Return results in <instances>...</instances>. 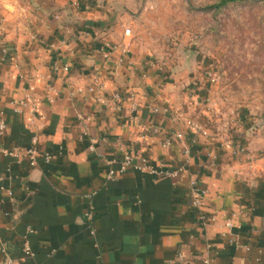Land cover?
Segmentation results:
<instances>
[{
	"label": "crops",
	"instance_id": "obj_1",
	"mask_svg": "<svg viewBox=\"0 0 264 264\" xmlns=\"http://www.w3.org/2000/svg\"><path fill=\"white\" fill-rule=\"evenodd\" d=\"M13 7H0L1 44L8 48L4 52L0 44V120L7 125L0 134V186L5 183L14 191L8 197L0 190V235L8 248L17 255L31 226L38 264H169L180 247L188 253L203 248L207 240L218 250L220 263L264 264V158H248L236 152L233 143L212 137L206 145L193 147L188 167L210 190L204 198L206 208L240 211L241 226L235 228L230 245L217 224L206 230L196 224L187 174L175 182L133 168L119 171L121 144L154 164L182 166V142L164 147L162 136L145 127L157 125L165 133L183 130L173 111L191 115L196 104L183 105L186 97L182 103L172 99L170 84L160 87L133 55L131 64L123 65L116 62L119 52L105 57L104 42H120L111 36L100 39L87 25H69L62 21L63 14L48 17L49 7L33 14ZM59 56L70 64L69 73L51 69ZM96 73L105 84L106 97L113 99L117 91L124 94L121 108L77 92ZM28 82L42 125L38 165L1 151L31 145L34 130L28 115H16L10 104L25 95ZM131 93L139 102L133 113ZM149 105L160 111L152 113ZM81 115L88 134L80 125ZM92 136L100 138L96 151L90 150ZM206 146L216 161L206 157ZM46 152L52 155L49 163L42 157ZM110 167L116 170L113 179L107 178ZM2 258L0 253V262Z\"/></svg>",
	"mask_w": 264,
	"mask_h": 264
},
{
	"label": "rangeland",
	"instance_id": "obj_2",
	"mask_svg": "<svg viewBox=\"0 0 264 264\" xmlns=\"http://www.w3.org/2000/svg\"><path fill=\"white\" fill-rule=\"evenodd\" d=\"M56 1L0 0V7L15 10L16 5L24 14L49 7L48 17L63 14L69 25H87L100 39L125 42L140 69L160 87L170 84L172 99L182 103L186 97L183 105L196 104L190 116L208 127L210 137L261 156L264 0L211 10L204 8L220 0ZM127 27L132 29L129 35L124 34Z\"/></svg>",
	"mask_w": 264,
	"mask_h": 264
},
{
	"label": "built area",
	"instance_id": "obj_3",
	"mask_svg": "<svg viewBox=\"0 0 264 264\" xmlns=\"http://www.w3.org/2000/svg\"><path fill=\"white\" fill-rule=\"evenodd\" d=\"M1 24V22H0ZM132 29L127 27L124 34L129 35ZM33 38H36L33 35ZM65 43V40L62 41ZM0 44H1V34H0ZM4 52H7V47L4 44H1ZM104 50L105 57H110L114 52H119L118 58L116 60L118 65H123L125 63L131 64L130 60V49L128 45L121 42H112L106 40L102 46ZM18 57V56H16ZM51 69L58 74H66L71 70V66L67 62H63L62 58L59 56L53 60ZM41 77V76H39ZM145 77V74H143ZM28 89L25 92V95L22 98L12 99L10 104L13 112L16 115L27 114L30 120V125L33 127V135L31 137V145L22 150L18 147L12 149L2 148L1 151L6 156H11L19 159L29 158L32 165H38V158L40 151L38 150V144L40 139V134L42 131V125L38 121L37 112L38 106L33 100L31 92V82H28ZM50 89H53L50 87ZM78 93L84 95H91L95 100L103 105L121 108V104L124 99V94L121 91H117L113 95V99L106 97L105 95V84L101 80L100 74L96 73L92 76V81L88 86L78 88ZM131 99V112H135L139 107V102L135 97V93L129 94ZM149 108L152 113H158L160 111L159 106H151ZM167 111V109H164ZM176 118L183 123L184 129L174 131L171 133H165L162 127L157 125H148L145 127V131L153 133L156 135H161L162 139L160 144L164 147L170 148L173 141L178 140L183 144V154H184V163L180 167H172L167 162L161 161L158 164H154L150 159L141 154L138 151H132L128 148L124 149V145L121 144L120 148L124 150L123 158L121 159L119 171L125 172L128 168H133L142 172L149 173L154 176H165L172 178L175 182L180 178L182 173L187 174L188 182V192L190 203L193 206L196 213V224L202 229L206 230L209 226L217 224L220 228L221 235L227 240V242L232 245L234 244V230L239 228L241 223L238 222V217L240 211L232 210L228 211L225 209H212L208 210L204 204V198L209 194L210 190L201 185L199 181L193 176L190 171L188 164L193 156V147L198 145H206V141L210 139V131L208 127L199 119L194 118L193 116L186 115L181 111H173ZM41 118H45V115H41ZM80 125L84 128L86 134L89 133L88 127L84 122V116L79 117ZM7 125L5 120H0V134L5 132ZM142 137H146L147 133H142ZM99 137L92 136L90 150L96 151V142L99 141ZM104 139V138H103ZM236 152L240 154L247 155L248 158H253L251 154L245 151L243 147L238 146ZM206 157L212 162L216 161V154H214L207 146L205 147ZM42 157L46 163H49L52 159L50 153L42 154ZM261 157L264 158V151L261 154ZM112 161H110V165ZM116 170L112 167L109 168L107 173L108 179H113L115 177ZM2 179V178H1ZM0 190L6 192L8 197L14 196V191L11 188H8L6 184L0 186ZM2 200L0 199V202ZM34 232V229L31 226H28L27 233L24 236L22 244L19 249V253L15 255L6 244L4 238L0 235V253L3 258L0 264H38L36 258V252L33 249L30 233ZM94 233V231H92ZM191 238L194 239L195 235L192 234ZM218 250L215 248L214 244L207 240L203 248H191L188 253L184 252L183 248H179L174 259L169 261V264H223L217 261Z\"/></svg>",
	"mask_w": 264,
	"mask_h": 264
},
{
	"label": "trees",
	"instance_id": "obj_4",
	"mask_svg": "<svg viewBox=\"0 0 264 264\" xmlns=\"http://www.w3.org/2000/svg\"><path fill=\"white\" fill-rule=\"evenodd\" d=\"M236 1H242V0H220L219 2L211 5H207L204 9L211 10V9H219L231 2H236Z\"/></svg>",
	"mask_w": 264,
	"mask_h": 264
}]
</instances>
